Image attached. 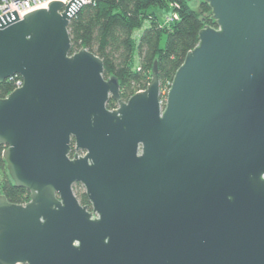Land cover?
<instances>
[{"label": "water", "instance_id": "95a60500", "mask_svg": "<svg viewBox=\"0 0 264 264\" xmlns=\"http://www.w3.org/2000/svg\"><path fill=\"white\" fill-rule=\"evenodd\" d=\"M201 1L214 25L163 107L157 61L123 101L101 58L71 52L83 0L0 17V80L23 81L0 98V144L29 192L0 194V264H264V0Z\"/></svg>", "mask_w": 264, "mask_h": 264}, {"label": "trees", "instance_id": "16d2710c", "mask_svg": "<svg viewBox=\"0 0 264 264\" xmlns=\"http://www.w3.org/2000/svg\"><path fill=\"white\" fill-rule=\"evenodd\" d=\"M192 2V1H191ZM186 0H86L72 16L68 31L71 52L85 48L103 61L104 76L114 75L119 83L120 99L126 101L144 90L151 78L154 61L158 65L160 90L172 81L186 53L198 42V33L206 25L213 26L210 8L201 0L196 8ZM173 10L178 19L163 25L150 9ZM147 22V26L137 33ZM165 36L164 46L161 38ZM13 82L0 80V98L13 90ZM108 109L116 107L110 98ZM0 144V194L14 204L29 200V192L14 186L6 170ZM71 155L74 154L72 144ZM73 192L81 205H89L79 183Z\"/></svg>", "mask_w": 264, "mask_h": 264}, {"label": "built area", "instance_id": "2783aa9c", "mask_svg": "<svg viewBox=\"0 0 264 264\" xmlns=\"http://www.w3.org/2000/svg\"><path fill=\"white\" fill-rule=\"evenodd\" d=\"M52 0H0V17L7 12L16 11V14L19 18H22L23 15L34 11L39 8H46L47 4ZM64 4H67L69 0H61ZM84 3H86V0H83ZM175 5L170 4L171 12L169 15H166L162 21L163 25H168L172 23L173 21L178 19L177 13L173 10ZM8 81L13 82V90L16 88H19L22 85V78L20 76H12L7 79ZM171 82L167 83L164 87L160 90V104L161 107L164 106L165 99H166V93L170 87ZM141 91V90H140ZM74 148V147H73ZM75 154L77 151H75ZM79 155H83V152H80ZM73 155H71L72 157Z\"/></svg>", "mask_w": 264, "mask_h": 264}, {"label": "rangeland", "instance_id": "374dc122", "mask_svg": "<svg viewBox=\"0 0 264 264\" xmlns=\"http://www.w3.org/2000/svg\"><path fill=\"white\" fill-rule=\"evenodd\" d=\"M199 2H200V0H199ZM150 11L151 12H155V14L157 15L158 19H161V20H163L166 15H169L170 13H172L169 9H160V8H157V7L151 8ZM147 24L148 23L145 22L143 27L137 33H140L142 31V29L147 26ZM164 42H165V36L163 35L162 38H161V43H160L161 47L164 46ZM160 96H161V94H160ZM0 177H1V174H0Z\"/></svg>", "mask_w": 264, "mask_h": 264}, {"label": "flooded vegetation", "instance_id": "af4514ba", "mask_svg": "<svg viewBox=\"0 0 264 264\" xmlns=\"http://www.w3.org/2000/svg\"><path fill=\"white\" fill-rule=\"evenodd\" d=\"M81 151H77V153H78V155H79V153H80ZM74 154H75V152H74ZM73 154V155H74ZM83 154H84V152H83ZM76 184V183H75ZM79 185H80V187L82 188V190L84 191V188H83V186L79 183ZM72 189H73V187H72ZM74 193V192H73ZM87 206V205H86Z\"/></svg>", "mask_w": 264, "mask_h": 264}, {"label": "bare ground", "instance_id": "6f19581e", "mask_svg": "<svg viewBox=\"0 0 264 264\" xmlns=\"http://www.w3.org/2000/svg\"><path fill=\"white\" fill-rule=\"evenodd\" d=\"M61 1V0H60Z\"/></svg>", "mask_w": 264, "mask_h": 264}]
</instances>
